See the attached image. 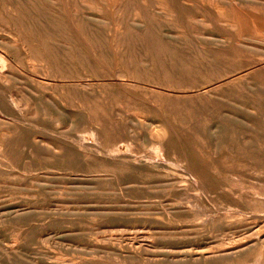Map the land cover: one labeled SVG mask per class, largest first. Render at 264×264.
I'll return each instance as SVG.
<instances>
[{"label": "bare ground", "instance_id": "6f19581e", "mask_svg": "<svg viewBox=\"0 0 264 264\" xmlns=\"http://www.w3.org/2000/svg\"><path fill=\"white\" fill-rule=\"evenodd\" d=\"M0 29L13 37L16 53H23L15 65L27 69L22 90L10 83L0 65V120L8 103L26 107L33 122L49 119L54 126L48 130L57 138L75 140L58 130V121L75 128L83 134L84 142H78L83 150L111 157L83 160L100 179H120L126 170L138 169L136 157L137 165L123 155L147 147L158 161H176L189 175L186 191L214 203L220 197L225 200L221 208L235 206V217L250 220L252 229L239 234L233 245L201 249L205 252L197 251L183 263L150 264H264V224L256 222L264 213V63L243 54L246 49L264 50V0H0ZM248 62L253 66L237 71ZM190 80L212 86L191 91L183 87ZM130 115L150 123V144L143 135L128 138ZM37 140L0 123V171L22 161L30 173L44 165L78 169L82 164L69 143ZM244 184L249 185L247 193ZM32 199V205L13 213L26 214L23 237H18L29 245L37 237L34 217L41 202L38 195ZM182 202L175 209L193 216L198 203ZM102 204L99 212H111ZM79 206L59 202L54 211H77ZM215 219L210 225L216 229ZM211 226L206 225L208 231ZM13 259L0 264H15Z\"/></svg>", "mask_w": 264, "mask_h": 264}, {"label": "rangeland", "instance_id": "374dc122", "mask_svg": "<svg viewBox=\"0 0 264 264\" xmlns=\"http://www.w3.org/2000/svg\"><path fill=\"white\" fill-rule=\"evenodd\" d=\"M215 4H217V2ZM196 14L201 15L200 12H196ZM213 33L216 34V31L212 30L211 34ZM211 40L215 41L214 39ZM14 45L13 37L5 30L0 29V65L4 66L3 71L10 80V83L14 84L17 89L25 90L27 69L15 65L17 59L22 58L23 53H16L15 49L12 47ZM230 54L233 53L230 52ZM243 54L254 58L255 61L264 63V50L246 49ZM26 60L27 59H25V63H28ZM251 63L252 62L246 63L245 66H242V68L237 71L239 72L253 66ZM20 66L22 67V65ZM85 71L86 73H90L89 70ZM83 79L89 82L94 80L93 77H84ZM104 79L107 81L113 80L112 77H104ZM59 80L63 81V79ZM14 85H12L13 88ZM211 86L212 84L210 83L197 86L192 80L185 82L183 85L184 88H188L191 91H197L206 87L202 89L205 91V89ZM48 92L52 93L53 90L50 88ZM4 104L5 106L3 105L1 109L2 120H0V123L20 129L23 133L30 135L33 141L34 139L37 140V138H43L50 141V144L56 142V140H58V144L69 143L72 145L73 151L78 153L82 161L85 159L90 161L91 159H97L99 157L103 159L111 158L105 155L88 154V152H94L83 150L79 145L80 143H78L79 141L84 142L82 138L83 134L81 132H75V130H73L75 128L70 127L68 124L58 121V130H63L66 135H73L75 140L72 138L68 139L59 134L57 138L56 135L52 134L48 130V127L54 125L49 119H39L37 123L33 122L32 116L34 115H32L28 109H25L26 107L14 108L8 103ZM235 107H237L236 109L239 111L242 110L240 106ZM24 115L26 117H24ZM58 116L64 117V115L60 113H58ZM63 117H61V119ZM135 118L134 116L132 117V115L128 117L127 123H129L128 125L131 129H128L126 134L128 138L132 137V139H134L135 136V140L141 138L143 135L146 145H148L152 140L150 136V123L145 124L142 121V124L140 121L141 119L136 120ZM141 125L144 126L145 129L138 128ZM135 128H137L138 131H136L137 129ZM134 132L138 136H136ZM148 150L149 148L147 147L142 149L139 152L141 155L137 153L138 151L132 154L130 153L131 155L127 153L124 154L123 156H125V158L128 157V159L134 161V163L136 157L138 165L135 164L138 169L135 171L126 170V173L123 172L124 175L122 174L120 179H111L114 182L103 178L100 179L98 175L91 173L84 161L81 162V165H78V169H69L62 166L60 167L59 165L58 168H53L50 165H44L31 173L27 170L25 163L22 161L20 165L8 169L4 168L0 171V256H2L0 257V263L5 260L7 261L9 258H14L13 260L17 259L14 261L15 264H118L123 262L126 264H133V262H135L134 264H150L161 261L183 263L190 261L192 255L198 254L197 251L205 252L201 249L210 251L211 249L215 250L221 245L224 247L233 245L239 241L240 238L237 239L239 234L248 232L249 229H252L250 220H242L239 218L238 214L237 217H235L237 209L235 206L220 207L222 206L221 204L225 203L224 199L215 196L214 201L219 205L218 207L216 206L217 204L213 202V199L198 195L189 188L188 191H186V188L190 186V177L179 165H177V162L173 160L158 161L153 153ZM90 155H92V157ZM129 156L131 157L129 158ZM149 157L151 159H148ZM41 175H43V177ZM11 176L14 177L12 178ZM253 176L256 175L254 174ZM134 178L136 180H134ZM101 182H104L103 185ZM105 183H107V185ZM179 183L182 185L180 186ZM61 185L62 187L60 188ZM6 186H8V188ZM63 186L66 188H63ZM68 186H70V188ZM140 187L143 188L141 189ZM22 188L24 189L22 190ZM249 190V185L244 184V192L247 193ZM191 191L200 197L192 194ZM33 195H38L41 202L36 204L40 209L37 210V214L34 217L37 237L35 241L29 245L28 242L18 237V235L23 237L22 233L25 229L21 228V226L26 223V214L22 213L17 217L14 216L13 213L19 206L30 204L33 200ZM114 196L115 198H113ZM65 197L66 199H64ZM59 202H75L80 203V206L77 211L67 212L59 209L54 211V207L57 206ZM102 202H106V206L111 207L112 213L105 211L99 212V207L105 206ZM179 202H188L187 205L198 203V207L191 211L193 216L179 213L178 210H176L177 206L179 209ZM229 210H231L230 214L228 212ZM3 211H5V213ZM108 213L111 216H109ZM203 217H206L205 220ZM97 218H100V220ZM213 219H215L214 221L216 222L215 226L219 227L216 228L217 230L210 225ZM256 222L264 224L263 212H261V217L257 219ZM204 223H206L205 226H202ZM208 224L216 231L213 229L208 231L206 227ZM151 226L157 227L155 230L153 229L151 231L149 229ZM166 226L171 227V229L165 230L164 227ZM14 252L16 253L14 254ZM3 253L6 254L4 255ZM8 255L11 257L8 258ZM20 256L23 257L22 260Z\"/></svg>", "mask_w": 264, "mask_h": 264}]
</instances>
